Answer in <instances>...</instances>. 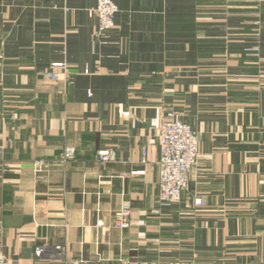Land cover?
Here are the masks:
<instances>
[{"label": "crops", "instance_id": "obj_1", "mask_svg": "<svg viewBox=\"0 0 264 264\" xmlns=\"http://www.w3.org/2000/svg\"><path fill=\"white\" fill-rule=\"evenodd\" d=\"M113 1L103 43L96 0H0V253L264 264V3ZM53 63L68 65L55 80ZM170 112L197 132L199 159L180 201L160 203ZM103 149L116 160L100 161ZM124 207L126 229L115 225Z\"/></svg>", "mask_w": 264, "mask_h": 264}, {"label": "built area", "instance_id": "obj_2", "mask_svg": "<svg viewBox=\"0 0 264 264\" xmlns=\"http://www.w3.org/2000/svg\"><path fill=\"white\" fill-rule=\"evenodd\" d=\"M259 3H264V0H256ZM119 8L113 0H96L95 13L98 17V25L95 32V39L106 43L108 33L115 27V18ZM66 63H53L52 71L46 73V76L51 80L58 79V69H66ZM88 73L90 70L85 69ZM174 113L170 112L165 117L160 131L161 155L157 161L158 169V187H159V202L171 203L180 201L182 193L188 187L189 173L196 167L199 155V139L190 125L178 120L174 117ZM75 157V149L72 146L65 147L60 160L70 161ZM98 158L103 163L116 160V153L111 149H103L98 152ZM41 162L37 161L36 166ZM197 206L204 205L203 197L195 198ZM130 209L124 207L117 215L115 225L119 228L126 229L130 226ZM47 245H39L35 249L37 257L43 256L47 252ZM55 250L58 254L66 255L62 246H56ZM74 264H79L83 260L73 259ZM124 264L128 262L123 261ZM0 264H13L6 255L0 253Z\"/></svg>", "mask_w": 264, "mask_h": 264}]
</instances>
